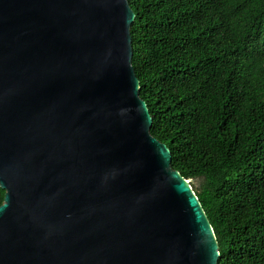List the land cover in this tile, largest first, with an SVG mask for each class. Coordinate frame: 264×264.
<instances>
[{"label":"water","instance_id":"obj_1","mask_svg":"<svg viewBox=\"0 0 264 264\" xmlns=\"http://www.w3.org/2000/svg\"><path fill=\"white\" fill-rule=\"evenodd\" d=\"M127 0H0V264H217L131 67Z\"/></svg>","mask_w":264,"mask_h":264},{"label":"trees","instance_id":"obj_2","mask_svg":"<svg viewBox=\"0 0 264 264\" xmlns=\"http://www.w3.org/2000/svg\"><path fill=\"white\" fill-rule=\"evenodd\" d=\"M127 3L149 134L193 181L217 264H264V0Z\"/></svg>","mask_w":264,"mask_h":264},{"label":"rangeland","instance_id":"obj_3","mask_svg":"<svg viewBox=\"0 0 264 264\" xmlns=\"http://www.w3.org/2000/svg\"><path fill=\"white\" fill-rule=\"evenodd\" d=\"M192 184H194V183H193V181L190 180V184H189L190 187H191ZM193 186H195V185H193ZM191 189H192V188H191Z\"/></svg>","mask_w":264,"mask_h":264}]
</instances>
